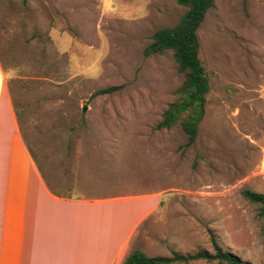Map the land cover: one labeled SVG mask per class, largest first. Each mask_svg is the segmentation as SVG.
Segmentation results:
<instances>
[{
    "label": "rangeland",
    "instance_id": "obj_1",
    "mask_svg": "<svg viewBox=\"0 0 264 264\" xmlns=\"http://www.w3.org/2000/svg\"><path fill=\"white\" fill-rule=\"evenodd\" d=\"M177 0H0V62L24 145L45 175L110 172L113 195L156 194L133 248L213 252L264 264V0H213L196 34L209 92L193 145L169 51L152 34L186 12ZM117 90L92 96L100 89ZM93 174V175H94ZM189 264H217L194 261Z\"/></svg>",
    "mask_w": 264,
    "mask_h": 264
},
{
    "label": "crops",
    "instance_id": "obj_2",
    "mask_svg": "<svg viewBox=\"0 0 264 264\" xmlns=\"http://www.w3.org/2000/svg\"><path fill=\"white\" fill-rule=\"evenodd\" d=\"M93 174L40 171L0 62V264H122L160 197L115 196L111 173Z\"/></svg>",
    "mask_w": 264,
    "mask_h": 264
},
{
    "label": "trees",
    "instance_id": "obj_3",
    "mask_svg": "<svg viewBox=\"0 0 264 264\" xmlns=\"http://www.w3.org/2000/svg\"><path fill=\"white\" fill-rule=\"evenodd\" d=\"M178 5L186 8V12L172 27L156 30L150 37V44L144 49V55H159L169 51L176 64L177 71L183 75V82L178 89L180 98L171 103L162 115L156 129H169L179 118L181 128L187 136V145H193L197 135V127L204 115L205 95L210 86L205 69L199 57L197 30L203 22L213 0H177ZM117 87H107L95 91L92 96L107 94ZM243 198L258 206V216L264 218V194L248 190L242 191ZM213 252L199 251L195 254H181L171 251L169 256H147L138 249H132L122 264H189L194 261L216 262L217 264H251L240 257L223 251L211 237Z\"/></svg>",
    "mask_w": 264,
    "mask_h": 264
}]
</instances>
